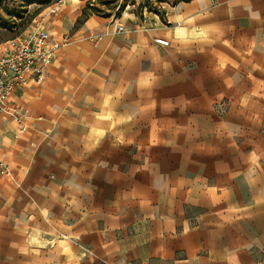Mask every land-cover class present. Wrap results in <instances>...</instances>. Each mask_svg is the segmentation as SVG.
Segmentation results:
<instances>
[{"label":"crops","instance_id":"crops-1","mask_svg":"<svg viewBox=\"0 0 264 264\" xmlns=\"http://www.w3.org/2000/svg\"><path fill=\"white\" fill-rule=\"evenodd\" d=\"M141 1L35 17L64 44L0 113V264H264V0Z\"/></svg>","mask_w":264,"mask_h":264},{"label":"built area","instance_id":"built-area-1","mask_svg":"<svg viewBox=\"0 0 264 264\" xmlns=\"http://www.w3.org/2000/svg\"><path fill=\"white\" fill-rule=\"evenodd\" d=\"M64 2L54 0L47 13H56ZM123 29L124 25L118 26V30ZM156 42L169 44V40L161 37ZM63 44L64 41L54 39L50 31L41 25H35L30 31L6 40L0 52V113L23 123L26 114L10 102L12 93L26 83L29 74L37 73L43 66L50 64Z\"/></svg>","mask_w":264,"mask_h":264},{"label":"rangeland","instance_id":"rangeland-1","mask_svg":"<svg viewBox=\"0 0 264 264\" xmlns=\"http://www.w3.org/2000/svg\"><path fill=\"white\" fill-rule=\"evenodd\" d=\"M52 0H0V52L7 39L24 34L35 25V12ZM96 7L111 15L124 11L139 10L141 0H93ZM135 4V5H133ZM140 4V5H139ZM16 26V27H15ZM14 28L13 30L11 28ZM12 30V31H11Z\"/></svg>","mask_w":264,"mask_h":264},{"label":"trees","instance_id":"trees-1","mask_svg":"<svg viewBox=\"0 0 264 264\" xmlns=\"http://www.w3.org/2000/svg\"><path fill=\"white\" fill-rule=\"evenodd\" d=\"M54 2V0H52L51 2L44 4V7L39 9L38 11L35 12V16L34 18L46 7H49V5L51 6V4ZM96 13V14H100V15H104V16H109L111 15L110 13H104L100 8L96 7V5L94 4L93 0H88L84 10H83V14L81 16V18L79 19V22H81L83 19L87 18L89 15ZM120 15V14H118ZM16 27V26H15ZM12 30L14 29L13 27L11 28ZM11 30V31H12ZM15 36H19L18 34H16ZM14 37V36H12Z\"/></svg>","mask_w":264,"mask_h":264}]
</instances>
